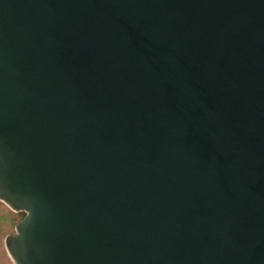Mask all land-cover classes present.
<instances>
[{"label":"water","instance_id":"95a60500","mask_svg":"<svg viewBox=\"0 0 264 264\" xmlns=\"http://www.w3.org/2000/svg\"><path fill=\"white\" fill-rule=\"evenodd\" d=\"M13 264H264V0H0Z\"/></svg>","mask_w":264,"mask_h":264},{"label":"trees","instance_id":"16d2710c","mask_svg":"<svg viewBox=\"0 0 264 264\" xmlns=\"http://www.w3.org/2000/svg\"><path fill=\"white\" fill-rule=\"evenodd\" d=\"M23 212H14L0 203V264H13L9 259L2 240L5 235L13 234L15 225L23 218Z\"/></svg>","mask_w":264,"mask_h":264},{"label":"rangeland","instance_id":"374dc122","mask_svg":"<svg viewBox=\"0 0 264 264\" xmlns=\"http://www.w3.org/2000/svg\"><path fill=\"white\" fill-rule=\"evenodd\" d=\"M0 203H2L1 201H0ZM3 204V203H2ZM5 205V204H4ZM6 206V205H5ZM7 207V206H6ZM8 208V207H7ZM9 209V208H8ZM7 235H5L4 237H3V240L1 241L2 242V244H3V247H4V249H5V245H4V240H5V237H6ZM5 251H6V249H5ZM6 253H7V251H6ZM8 255V254H7ZM9 257V256H8ZM10 259V258H9ZM11 260V259H10ZM13 263V262H12Z\"/></svg>","mask_w":264,"mask_h":264}]
</instances>
